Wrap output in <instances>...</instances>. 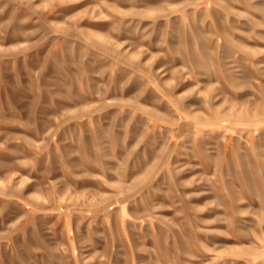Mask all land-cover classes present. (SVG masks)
<instances>
[{"label": "rangeland", "instance_id": "1", "mask_svg": "<svg viewBox=\"0 0 264 264\" xmlns=\"http://www.w3.org/2000/svg\"><path fill=\"white\" fill-rule=\"evenodd\" d=\"M0 264H264V0H0Z\"/></svg>", "mask_w": 264, "mask_h": 264}]
</instances>
